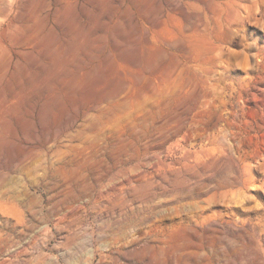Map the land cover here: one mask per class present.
<instances>
[{"label":"rangeland","instance_id":"rangeland-1","mask_svg":"<svg viewBox=\"0 0 264 264\" xmlns=\"http://www.w3.org/2000/svg\"><path fill=\"white\" fill-rule=\"evenodd\" d=\"M0 264H264V0H0Z\"/></svg>","mask_w":264,"mask_h":264}]
</instances>
